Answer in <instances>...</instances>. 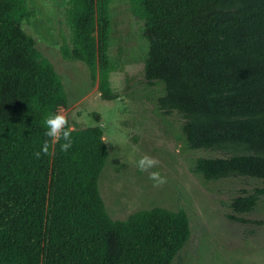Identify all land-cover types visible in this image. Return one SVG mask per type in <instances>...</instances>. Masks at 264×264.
Masks as SVG:
<instances>
[{"label":"trees","instance_id":"trees-1","mask_svg":"<svg viewBox=\"0 0 264 264\" xmlns=\"http://www.w3.org/2000/svg\"><path fill=\"white\" fill-rule=\"evenodd\" d=\"M147 42L144 77L158 107L183 119L190 150L213 151L192 167L207 181L264 182V0H129ZM113 0H68L65 60L80 61L106 100L112 74ZM29 0H0V264H172L191 237L188 213L161 206L126 219L108 212L99 181L109 158L100 126L75 129L73 146L44 135L68 106L63 80L23 25ZM47 143V153L35 152ZM264 187L229 203L249 223Z\"/></svg>","mask_w":264,"mask_h":264},{"label":"rangeland","instance_id":"rangeland-1","mask_svg":"<svg viewBox=\"0 0 264 264\" xmlns=\"http://www.w3.org/2000/svg\"><path fill=\"white\" fill-rule=\"evenodd\" d=\"M37 15L23 29L35 38L38 48L61 76L68 106L59 110L72 128L100 126L109 147V158L99 181L101 194L114 219H126L142 209L161 206L184 209L191 237L172 264H264V197L256 210L244 215L249 223L228 218L229 203L243 191L264 187L249 178L207 181L192 167L200 157L220 156L213 151L186 147L177 113L166 115L158 107L161 86L144 77L147 42L143 23L130 11L129 0H113L114 41L111 56L118 62L112 86L118 98L106 100L93 82L86 65L65 60L61 46L69 41L65 14L68 0H29ZM149 155L167 184L154 189L148 173L135 161Z\"/></svg>","mask_w":264,"mask_h":264},{"label":"clouds","instance_id":"clouds-1","mask_svg":"<svg viewBox=\"0 0 264 264\" xmlns=\"http://www.w3.org/2000/svg\"><path fill=\"white\" fill-rule=\"evenodd\" d=\"M45 132L44 135L53 141L62 140L60 144V151L67 153L73 146V137L71 135L73 128L68 119L59 113H51L44 120ZM48 145L45 143L41 151L34 153L35 157L39 159L41 153H47ZM135 166L141 172L148 173V180L151 182V186L154 189H160L167 184V179L161 173L157 171H151L158 167L157 161L149 155H142L135 161Z\"/></svg>","mask_w":264,"mask_h":264}]
</instances>
